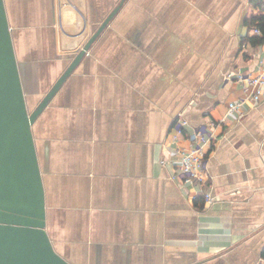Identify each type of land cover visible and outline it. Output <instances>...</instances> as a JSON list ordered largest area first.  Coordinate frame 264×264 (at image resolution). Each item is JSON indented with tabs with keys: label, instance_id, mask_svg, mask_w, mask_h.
Segmentation results:
<instances>
[{
	"label": "crops",
	"instance_id": "crops-1",
	"mask_svg": "<svg viewBox=\"0 0 264 264\" xmlns=\"http://www.w3.org/2000/svg\"><path fill=\"white\" fill-rule=\"evenodd\" d=\"M121 1L5 0L33 107ZM260 12L123 1L32 127L46 230L71 264H264V95L238 76L264 69ZM212 122L205 189L171 179L176 149Z\"/></svg>",
	"mask_w": 264,
	"mask_h": 264
},
{
	"label": "water",
	"instance_id": "water-1",
	"mask_svg": "<svg viewBox=\"0 0 264 264\" xmlns=\"http://www.w3.org/2000/svg\"><path fill=\"white\" fill-rule=\"evenodd\" d=\"M123 1L31 111L5 0H0V264H71L55 250L46 230L45 189L32 127Z\"/></svg>",
	"mask_w": 264,
	"mask_h": 264
},
{
	"label": "built area",
	"instance_id": "built-area-1",
	"mask_svg": "<svg viewBox=\"0 0 264 264\" xmlns=\"http://www.w3.org/2000/svg\"><path fill=\"white\" fill-rule=\"evenodd\" d=\"M255 33L261 34L259 28H255ZM242 81H247L253 87V99L259 101L264 95V69L258 74H239ZM243 101V100H242ZM239 103H231L230 108L238 107ZM216 124L211 123L210 126H202L197 128L189 138V145L187 147H179L175 153L178 157L177 161L173 163L174 170L171 174V179L180 178L183 183H195L199 185L200 189L204 190L207 185L208 172L206 167L207 155L213 150L217 142V134L212 127ZM183 126L181 121L175 123V128L180 131ZM163 164L167 162L162 161ZM206 202L211 203L214 197L209 191L204 194Z\"/></svg>",
	"mask_w": 264,
	"mask_h": 264
},
{
	"label": "trees",
	"instance_id": "trees-1",
	"mask_svg": "<svg viewBox=\"0 0 264 264\" xmlns=\"http://www.w3.org/2000/svg\"><path fill=\"white\" fill-rule=\"evenodd\" d=\"M251 3L260 8V14L253 16L250 20V25L253 29L259 28L261 30L260 35H253L249 38L254 44L264 43V0H251Z\"/></svg>",
	"mask_w": 264,
	"mask_h": 264
},
{
	"label": "rangeland",
	"instance_id": "rangeland-1",
	"mask_svg": "<svg viewBox=\"0 0 264 264\" xmlns=\"http://www.w3.org/2000/svg\"><path fill=\"white\" fill-rule=\"evenodd\" d=\"M28 101H29V99H28ZM28 104H30V103L28 102ZM33 106H34V104H33V105H31V104L29 105V109H30L31 111L34 110V108H35V107H33Z\"/></svg>",
	"mask_w": 264,
	"mask_h": 264
}]
</instances>
